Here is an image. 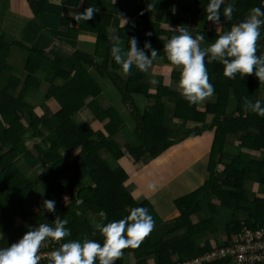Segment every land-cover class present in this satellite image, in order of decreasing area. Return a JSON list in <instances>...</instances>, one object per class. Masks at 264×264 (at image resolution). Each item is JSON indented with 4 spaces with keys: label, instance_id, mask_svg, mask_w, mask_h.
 <instances>
[{
    "label": "trees",
    "instance_id": "obj_1",
    "mask_svg": "<svg viewBox=\"0 0 264 264\" xmlns=\"http://www.w3.org/2000/svg\"><path fill=\"white\" fill-rule=\"evenodd\" d=\"M135 1L139 2L134 5ZM132 2L126 12L127 23L113 29V17L105 13L99 0H0L3 16L8 11L14 18L24 15L38 22L43 15L56 17L58 36L80 45V50H73L66 60L51 59L45 50L20 42L7 44L5 40L11 36L0 30V233L3 234L0 247L15 242L30 227L53 224L56 216L68 221L65 227L71 232L63 243L85 237L101 243L103 237L95 228L102 223L96 219L101 210L113 209V217L107 215L108 223L114 216L116 220L126 216L124 209L129 202L133 207H150L147 200L133 202L129 194L136 189L133 182L126 184L127 179L137 166L147 157L153 159L166 149L213 131L208 179L201 189L187 196L191 204L182 208L178 218H164L166 232L157 242L145 236L138 246L121 251L129 249L132 264H181L224 250L227 253L223 257L207 264H236L229 255V250L238 245L233 233L242 227L256 230L264 226V116L244 108L245 100L253 103L260 100L264 106V82L251 74L242 78L236 74L229 79L223 75V66L218 61L209 62L206 58L213 95L190 104L174 88L180 69L167 60L163 44L177 34L174 31L177 27H188L193 36H205L200 42V47L205 48L243 20L252 7L264 10V0H225L220 8L219 25L206 20L209 0H187L181 11L189 16L182 19L179 13L173 18L162 14L165 0ZM227 3L233 4L230 20L223 18ZM89 5L97 9L92 18L86 21L78 18ZM190 5L194 7L189 9ZM193 21L200 22L202 27H193ZM133 36L138 48L148 40L157 50V59L145 71L147 74L134 73V67L127 74L121 72L110 55L115 38L126 50L127 40ZM85 42L93 44L91 47L81 44ZM256 43V55L264 54V26ZM158 61L160 65L156 64ZM153 73L156 84L149 83ZM48 74L45 81L43 77ZM98 98L103 100L100 104ZM172 120L181 124L177 131L171 128ZM188 123L193 126L188 128ZM124 130L129 132L128 137L124 132L120 136ZM240 132L244 135L238 137ZM115 136L126 139L125 144L114 142ZM166 138L169 141L162 142ZM234 142L239 154H225L223 148ZM242 150L258 153L260 160ZM127 154L128 163L124 160ZM19 157L28 162V168L21 171L15 168L14 162ZM72 167L74 178L66 179L65 174ZM219 168L225 174L221 181L215 175ZM81 174L89 175L87 185L82 184ZM103 175L107 180L98 182ZM246 183H250L252 192L245 191ZM32 194L35 200L30 204L32 199L28 195ZM45 199L55 201V212L43 208ZM210 200L213 205L207 203ZM82 205L86 213L95 217L94 224L82 215ZM230 212L241 213L244 219L230 216L222 231L216 232L218 227L213 218ZM152 216L154 229L156 215ZM202 233L210 235L198 246L194 238ZM126 255L127 252L122 253L115 264H122Z\"/></svg>",
    "mask_w": 264,
    "mask_h": 264
},
{
    "label": "clouds",
    "instance_id": "obj_2",
    "mask_svg": "<svg viewBox=\"0 0 264 264\" xmlns=\"http://www.w3.org/2000/svg\"><path fill=\"white\" fill-rule=\"evenodd\" d=\"M224 2L225 0H209L206 5V20L213 25L220 24V8ZM96 11L95 6L89 5L79 13L78 18L89 20ZM232 13L233 4L227 3L223 8V18L230 20ZM121 20L123 27L127 20ZM261 26H264V10L261 7H252L243 20L233 24L205 48L200 47V42L205 39L203 34L193 36L188 27H177L174 30L177 34L166 40L163 49L167 60L180 69L176 84L180 95L190 104L202 102L213 95L214 88L209 82L205 67L206 58L209 62L218 61L223 66V75L229 79L236 74H240L241 78L245 74H251L264 82V54L256 55V42L261 35ZM145 50H148L147 55ZM110 55L115 64L119 65L120 71L127 74L133 66L140 71H146L153 60L157 59L158 53L148 40L138 48L137 39L133 36L127 40L126 50L121 41L115 38L110 47ZM151 83L157 82L153 79ZM244 108L264 116V106L260 100L254 103L245 100ZM42 206L50 213L55 212L54 200L45 199ZM105 215L103 210L99 212L101 218ZM67 224L66 219L56 216L53 224L40 223L30 227L17 241L0 247V264H39L41 256L38 253L42 242L60 241L70 236V230L65 227ZM153 225L154 221L147 208L133 207L128 215L118 221L95 225L103 237L102 244L87 237L83 240H69L47 254V264H115V260L122 255L121 250L138 246ZM0 238H3L2 233Z\"/></svg>",
    "mask_w": 264,
    "mask_h": 264
},
{
    "label": "crops",
    "instance_id": "obj_3",
    "mask_svg": "<svg viewBox=\"0 0 264 264\" xmlns=\"http://www.w3.org/2000/svg\"><path fill=\"white\" fill-rule=\"evenodd\" d=\"M99 1L102 3V6L105 7V13L113 17V22H112V26L114 27L113 29H116L118 26L122 25L121 19H127L126 16L128 15L126 12H129L130 11L129 6L133 5L132 0H99ZM184 1L186 0H173V3L170 5V7L165 8L162 14L165 15V17L173 18L178 13V6H180L181 3ZM138 2L139 1H135L134 5L137 4ZM2 11L3 10H1L0 12ZM6 13L11 14L8 11H6ZM119 15L122 17H120ZM22 16L24 15H17L19 19L24 18ZM188 16L189 15L187 12L179 13V19H182V17L186 18ZM117 17H119V19H117ZM25 18L27 19L26 21L29 22V28H30L29 33L30 34L28 35L29 39L25 38L24 40L20 41V43H23L30 47L31 46L34 47L32 44L28 42L34 43L37 41V42H40L41 44H44L42 48L40 49L45 50V51L48 49H53V51L57 50L60 52L62 51L66 53H71L73 50H80L79 42L68 40L62 37L60 38L58 36L59 21L56 17H52L49 15L41 16V23L43 26H41L39 22L34 19L33 20L29 19L26 16ZM191 23L193 27H197V28L202 27L201 26L202 24L200 22L193 21ZM44 27H46L47 32L52 35V37L50 35L52 40L50 39L47 42L45 38L46 34L42 35L41 33L43 32ZM173 27L176 28V26H173ZM204 28L205 27H203L202 29ZM86 41H89V40H86ZM81 44H86L91 47L93 42H91V44L89 42H85ZM71 45H75V47H73L74 49L71 48ZM59 59H62V58H59ZM66 59L67 57L64 56L62 60H66ZM156 64L160 65V62L158 61ZM157 73L160 75L162 74V72H157ZM153 77H155L154 73L152 74V77L149 80L150 84H152L151 81ZM138 105H140V103H138ZM173 125H178V121L174 120ZM207 133L208 132H206L203 136H205ZM203 136H200L199 138H196L190 142L188 141L183 145H178L176 147L166 149L160 155L152 157L153 159L147 157L146 160H143L141 164L137 166L136 170L133 171L131 177L127 179L128 181L126 184H130L129 182H133V184L135 185L134 187L136 189L135 192L137 195L135 196L134 191L129 192L130 196L132 197L131 200L133 202L135 201L139 203L141 200L151 201L150 207H147V210L149 211V214L151 216L153 215V213L154 215H156L157 226L156 228L152 229L150 232L155 231V229L156 231H158L159 228H162V230L158 232L159 236L160 235L162 236V234L166 232V228L164 227L166 222L164 221V218L168 217L167 219H170V220H173L174 218H178L180 216V212L182 208H185L187 204L189 205L191 204L187 196L191 195L190 194L191 192L198 190V188H200L204 184V182H206V180L208 179V172H206L204 166H206V158L207 156H209L210 151H211L212 141L210 142V140H205V142H202L201 140ZM197 142H199V144H197ZM194 147L197 148L198 152L196 153L194 152ZM224 149H225V152H224ZM223 152L225 154L233 156V155H238L240 150L237 147V143L234 142V145L233 144L226 145L223 148ZM241 152L250 155L254 159L258 158V157L253 156L254 154L257 155L258 153H254V152L252 153V152L243 151V150ZM124 160L128 163V158H124ZM189 161L194 162V163H198L199 161L202 162V165H199V164L195 165L196 172H199V174L190 176L188 173L185 172V170H179V169L186 168L187 166L191 164H194L191 162L188 163ZM207 164H208V161H207ZM217 170H218L217 173L215 172L216 178L219 181H221L222 179L225 178V174H223L222 168H219ZM103 176H104L103 179L98 180V182H101V181L105 182L107 180V176L105 175ZM95 177L96 179H99L98 176L95 175ZM80 178H82L83 185H87L89 183L88 178L90 177L88 174H86L85 177H81L80 175ZM180 178H183L184 180L180 181V184L179 186H177V188H179L181 191L184 192V194L186 195L185 197H183V195H179L177 193V190L174 188V185L171 184L172 181H177ZM247 185H250V183H246L244 186V189L246 192L249 193V189L246 187ZM93 186H95V184H93ZM149 188H152V192H147ZM148 193H151L150 197L148 196ZM136 197L140 198L139 201L136 200L137 199ZM154 204H156L157 206L154 207L153 206ZM131 206H132V203L129 202V206L126 207L125 209L130 210ZM81 211H85V207L83 205L81 206ZM223 215L219 214L220 217L222 216V218H220V222L225 223L226 221H228L229 216L225 214L224 216L226 218H223ZM91 216L92 218H90L89 215L87 214V217L90 219L89 222L94 224L95 217L92 214ZM96 219L97 221H101V217L99 215L97 216ZM116 219L117 217L114 216L113 221H118ZM223 220H226V221H223ZM238 220H242V217H240V219ZM222 229L223 228L218 227L217 229H215V231L219 233V231H222ZM209 235L210 233H202V235L198 236L197 238H194V241L195 242L200 241L201 243L199 242L198 243L203 244ZM102 243H103V239L101 241V244ZM125 252H127V255L124 258V260H128V264H132L133 255L130 254L129 249H125ZM125 252H122V253H125Z\"/></svg>",
    "mask_w": 264,
    "mask_h": 264
},
{
    "label": "rangeland",
    "instance_id": "obj_4",
    "mask_svg": "<svg viewBox=\"0 0 264 264\" xmlns=\"http://www.w3.org/2000/svg\"><path fill=\"white\" fill-rule=\"evenodd\" d=\"M187 1V0H186ZM186 1H184V2H182L181 3V5L180 6H178V13H181L182 11H181V9H182V5L184 4L185 5V3H186ZM173 3V0H166L165 1V3H164V6H163V8H164V10H165V8H169L170 7V5ZM194 6L193 5H190V8L189 9H192ZM184 12V11H183ZM6 14V16H3V13H0V30L2 31L3 30V32H5L7 35H10L11 36V38L10 39H7V40H5V42L7 43V44H9V43H12V42H17V43H19L20 41H22V40H24L25 38H28L29 39V37H28V35L30 34L29 33V22L28 21H26L27 19L26 18H20L21 20H18V19H16V18H18V17H16V18H14V17H12V16H14V15H12V14H9V13H5ZM3 17V19H1ZM8 21H11V25H9L8 24ZM24 21H26V22H24ZM39 24L41 25V26H43L42 25V23L41 22H39ZM42 33V35H44V34H46L45 35V38H46V42L47 41H49L50 39L52 40V35L51 34H49L48 32H47V29H46V27H44V30H43V32H41ZM50 35H51V37H50ZM28 43H30V44H32L33 46H34V48H37V49H40V48H42V46L44 45V44H41L40 42H34V43H32V42H28ZM50 47H51V45H50ZM73 47H75V45H71V48L72 49H74ZM41 50V49H40ZM46 55L47 56H49L51 59L52 58H64V56L65 57H67V58H69L70 56H71V53H66V52H60V51H57V50H54L53 51V49H48V50H46ZM1 63H3V61H1ZM133 72L134 73H141V74H144L145 72H143V71H140V70H138V69H136L135 67H134V69H133ZM49 76V74L47 75V76H44L43 78H45L44 80L45 81H47L48 80V77ZM148 77V76H147ZM1 80H5V78H2ZM175 84V83H174ZM174 88H176V84L174 85ZM178 94H179V97H181V98H183L181 95H180V93L178 92ZM264 95V94H263ZM101 101H103V100H101V99H99L98 98V102H99V104H100V102ZM203 104V103H202ZM104 104H102V106H103ZM173 122H174V120H172L170 123H171V128H172V130H175V131H177L178 130V128H179V126L181 125L180 123L178 124V125H173ZM169 124V123H168ZM186 126H188V128H191L193 125L191 124V123H188V124H186ZM124 132V134L126 133L127 134V137H128V135H129V132L127 131V130H124V131H122V132H120V134H121V136L123 137V135H122V133ZM213 135H214V132L213 131H211V133L210 132H208L205 136H203L202 137V142H205V140H210V142L212 141V143H213ZM244 135V132H240L239 134H238V137H241V136H243ZM169 141V138H166V139H164V140H162V142L163 141ZM114 142H116L117 144H119V145H123V144H125V142H126V139H123V138H121L120 136H115L114 137V140H113ZM197 144H199V142H197ZM216 147V146H215ZM213 149V147H212V145H211V150ZM63 151V153L64 154H66L67 156H66V158H70V156H69V154L67 153V151H66V153H65V150H62ZM129 151V150H128ZM128 151H127V153H128ZM194 152L196 153V152H198V150H197V148H195L194 147ZM224 152H225V149H224ZM210 153H211V151H210ZM129 154H127L126 155V158H127V156H128ZM254 157H258L259 158V160H260V157H259V154H254L253 155ZM187 157V156H186ZM209 156H207V158H206V166H204V168H205V170H206V172H209V168H208V164H207V161H208V158ZM191 161H189L188 163H190ZM191 163H194V162H191ZM14 164H15V168H17L18 170H23V169H25L27 166H29L28 165V162L23 158V157H19L17 160H15V162H14ZM197 164H199V165H202V162H198V163H194V164H191V165H189V166H187L186 168H183V169H179V170H185V172L186 173H188L190 176H192V175H196V174H199V172H196V166L195 165H197ZM28 168V167H27ZM73 174H75V172H74V168L72 167V169L67 173V174H65V178L66 179H72V178H74V175ZM205 175V174H204ZM86 176V174H81V177H85ZM81 179V181H82V178H80ZM181 180H184L183 178H180L179 180H177V181H172L171 182V184H173L174 185V188L177 190V193L179 194V195H183V197H185L186 195L184 194V192L183 191H181L179 188H177V186H179V184H180V181ZM203 186V185H202ZM250 191L249 192H252L251 191V186L250 185H247L246 186ZM202 188V187H201ZM200 188V189H201ZM142 190V189H141ZM72 191L74 192L75 191V189H74V187L72 188ZM147 192H152V188H149L148 190H147ZM195 192V191H194ZM194 192H191L190 194H194ZM150 195H151V193H148V196L150 197ZM28 199L30 200V199H32V200H30V204H33L34 203V200H35V197L33 196V194L32 195H28ZM68 199V198H67ZM69 203V202H68ZM79 203V202H78ZM209 205L210 204H212L213 205V202H212V200H210L209 202H207ZM147 204L148 205H150L151 204V201H147ZM214 204H215V202H214ZM154 207H156L157 205L156 204H154L153 205ZM132 208H133V205L131 206ZM216 208H218V207H216ZM215 208V209H216ZM83 214V216L86 218V220L87 221H90V219L87 217V214L89 215V217L90 218H92V216H91V214H90V212H88L87 211V213L85 212V211H81ZM124 212H125V214H127L128 215V212H129V209H124ZM105 217L104 218H101V221H102V223H106V220H107V215L109 214L111 217H113V215H114V212H113V209L111 208L109 211H107V212H105ZM227 216H234L235 218H237V220L238 219H240V217H242L243 219H244V215L243 214H241V213H227L226 214ZM174 219H176V218H174ZM173 219V220H174ZM213 220H214V223H215V226L216 227H219V228H223V223L224 222H220V216H219V214H217L214 218H213ZM111 221H113V219L111 220ZM223 221H226V220H223ZM82 223H80L79 225H81ZM159 231H153V232H149L148 234L149 235H146L147 237V239H149V240H151V242H157V240L158 239H160L161 237L159 236V233H158ZM99 233V232H98ZM200 240V239H199ZM199 243H201L200 241H198ZM198 242H195V244L196 245H198L199 246V243ZM198 258H200V257H194V258H191V259H188V260H184L183 261V263L184 262H188V261H192V260H195V259H198ZM122 264H128V260H124L123 261V263Z\"/></svg>",
    "mask_w": 264,
    "mask_h": 264
},
{
    "label": "built area",
    "instance_id": "obj_5",
    "mask_svg": "<svg viewBox=\"0 0 264 264\" xmlns=\"http://www.w3.org/2000/svg\"><path fill=\"white\" fill-rule=\"evenodd\" d=\"M232 238L238 242V245L229 250V255L235 258L236 264H264V226L256 230L242 227L237 233H233ZM62 243L63 240L42 242L38 253L41 256L39 264H47V254ZM226 253L227 251L219 250L181 264H207L223 257Z\"/></svg>",
    "mask_w": 264,
    "mask_h": 264
}]
</instances>
